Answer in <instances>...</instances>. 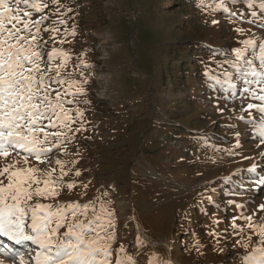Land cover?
I'll return each instance as SVG.
<instances>
[{
	"label": "rangeland",
	"instance_id": "rangeland-1",
	"mask_svg": "<svg viewBox=\"0 0 264 264\" xmlns=\"http://www.w3.org/2000/svg\"><path fill=\"white\" fill-rule=\"evenodd\" d=\"M61 2L72 9L61 32L74 28L76 34L57 46L69 51L68 69L85 89L73 107L84 110L86 130L76 133L70 146L80 155L61 156L78 160L81 176L65 178L75 179L77 186L65 188L59 202H91L86 219H93L103 204L114 213L113 249L123 245L137 264H244V256L261 246L260 238L246 227L243 235L234 234L232 219L243 213L264 223L258 207L264 204V145L257 146L259 138L242 111L260 101L244 89L259 94L264 85L252 76L253 83L246 84L231 63L236 60L233 49L264 35V29L247 22L251 16L243 2L230 0H225L227 7L243 10L245 20L213 10L219 0H186L179 8L175 0ZM169 43L175 44L170 58ZM252 52L249 48L245 57L252 59ZM254 63L259 67L258 60ZM225 72L232 73L235 87L223 83ZM259 115L252 110L257 120ZM253 165L255 172L248 171ZM137 223L165 244L154 247ZM237 224L245 226L242 218ZM137 237L143 244H137ZM27 249L38 250L30 242Z\"/></svg>",
	"mask_w": 264,
	"mask_h": 264
},
{
	"label": "snow or ice",
	"instance_id": "snow-or-ice-1",
	"mask_svg": "<svg viewBox=\"0 0 264 264\" xmlns=\"http://www.w3.org/2000/svg\"><path fill=\"white\" fill-rule=\"evenodd\" d=\"M230 2L233 5L243 2L251 16L247 22L264 29V0ZM218 9L246 19L243 10L233 12L225 0L215 4L213 10ZM71 11L61 0H0V237L14 245L10 247L0 241V255L10 259L11 264H16L17 258L19 264H137L123 245L113 249L116 242L114 213L103 204L99 213L91 207L96 214L93 219H86L91 202H59L65 188L71 191L77 186L75 179L65 178L81 176V170L75 168L79 161H66L61 156L80 155L70 146L76 133L86 130L84 110L73 107L81 103L78 97L86 95L85 89L80 80L73 79L74 71L68 69L69 51L57 46L69 42L64 38L67 35L76 34L74 28L71 32L65 28L63 33L60 28L67 24L65 16ZM216 23L218 21L213 20V24ZM235 31L244 33L239 27ZM240 43L244 47L233 49L236 60L231 67L246 84L253 83L248 79L252 76L257 78V85H264V35ZM249 48L253 50L252 59L245 57ZM255 60L259 61V67ZM79 75L83 76V72ZM224 75L223 83L235 87L232 73ZM213 79L221 83L218 77ZM244 91L260 101L248 103L242 111L250 117L248 123L253 125L255 136L259 138L257 146L264 145V86L259 88V94L248 88ZM252 110L260 114L258 120L252 116ZM239 118L245 119L244 116ZM240 135L238 131L237 147ZM255 170V165L248 169ZM83 187L87 189L88 184ZM258 207L264 212V204ZM241 218L245 226L237 224ZM231 227L237 235H243L245 227L256 232L261 246L245 255L243 261L244 264H264V223L257 224L252 215L241 213L233 217ZM248 239L251 240V236ZM29 242L38 250L34 257L25 260L24 252L15 245L27 248ZM237 243L243 248L249 247L248 243ZM137 244H143L140 237ZM6 259H0V264H6ZM149 264L154 261L150 260Z\"/></svg>",
	"mask_w": 264,
	"mask_h": 264
},
{
	"label": "bare ground",
	"instance_id": "bare-ground-1",
	"mask_svg": "<svg viewBox=\"0 0 264 264\" xmlns=\"http://www.w3.org/2000/svg\"><path fill=\"white\" fill-rule=\"evenodd\" d=\"M137 225V230H138V232L141 234V236L143 237V238H145L150 244H152L154 247H159V246H161V245H163V243L164 242H161V241H159V240H156V239H152L151 237H149V235H147L146 233H145V231H144V229L141 227V225L139 224V223H137L136 224ZM0 239H5V237H0ZM11 243V242H10ZM12 244V243H11ZM165 244V243H164ZM15 247H17V248H20V250L23 252L24 251V246H21V245H17V246H15ZM24 255H26V253H24ZM27 256V258H31L29 255H26ZM25 256V257H26ZM35 256V255H34Z\"/></svg>",
	"mask_w": 264,
	"mask_h": 264
},
{
	"label": "trees",
	"instance_id": "trees-1",
	"mask_svg": "<svg viewBox=\"0 0 264 264\" xmlns=\"http://www.w3.org/2000/svg\"><path fill=\"white\" fill-rule=\"evenodd\" d=\"M175 1H177V2H179L178 4H177V8H179L180 6H183V4H182V1H185L186 2V0H175ZM182 4V5H181ZM196 4V2H194V3H192L191 4V7H190V10H192L193 9V7H192V5H195ZM184 6H186V5H184ZM175 7V8H176ZM175 8H171L172 9V11L173 10H175ZM189 9V8H188ZM188 9H186V10H188ZM174 46H175V44H171V43H169L167 46H166V50H167V48H168V58H170L171 57V55L173 54V52H174ZM195 51V50H194ZM178 52H179V50H178ZM196 53V52H195ZM192 55H191V57L193 58L194 57V53H191ZM183 69H184V67H183Z\"/></svg>",
	"mask_w": 264,
	"mask_h": 264
}]
</instances>
